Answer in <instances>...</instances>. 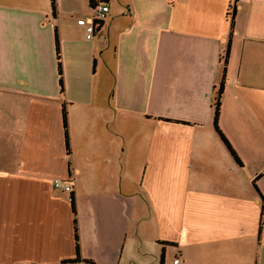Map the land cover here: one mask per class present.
<instances>
[{"label":"crops","instance_id":"0c3cea01","mask_svg":"<svg viewBox=\"0 0 264 264\" xmlns=\"http://www.w3.org/2000/svg\"><path fill=\"white\" fill-rule=\"evenodd\" d=\"M104 1L0 0V264H264V0Z\"/></svg>","mask_w":264,"mask_h":264},{"label":"built area","instance_id":"2783aa9c","mask_svg":"<svg viewBox=\"0 0 264 264\" xmlns=\"http://www.w3.org/2000/svg\"><path fill=\"white\" fill-rule=\"evenodd\" d=\"M109 13V6L107 4H100L93 8V16L90 19H80L78 25L83 27L87 34V39L92 40L95 37L98 24L106 20L107 14ZM53 187L57 192L70 193L72 187L63 179H54ZM178 260L174 264H178Z\"/></svg>","mask_w":264,"mask_h":264},{"label":"trees","instance_id":"16d2710c","mask_svg":"<svg viewBox=\"0 0 264 264\" xmlns=\"http://www.w3.org/2000/svg\"><path fill=\"white\" fill-rule=\"evenodd\" d=\"M101 1L104 4H108L104 0H101ZM235 7L236 6H233V8L231 10V13H230L231 28L232 29H234V17H235V14H236V8ZM102 24H103V22L100 23V24H98V26L100 27V26H102ZM56 50H57V59L59 61L58 65H59V74H60V84H61V89L63 91L62 67H61V64H60V43H59V36H58V34H56ZM229 52H230V41H229L228 47L226 49V57H225V60H224L225 67H226V64H227ZM223 91H224V78H223V82L221 83V85L219 87V90L217 92V96H216V99H215V105H214L215 106L216 130L219 132V134H220V136L222 138H224V136H223V134L221 133V131L217 127V121H218V117H219V109H220V105H221V99H222ZM63 117H64V128H65L66 141H67V146H68V143H69V135H68V124H67V117H66V112L65 111H64ZM73 212L75 213V210L74 209H73ZM76 224L77 223H76V220H75V225ZM76 229H77V225H76ZM76 240H77V243H78V237H76ZM77 258H79V247H78V245H77Z\"/></svg>","mask_w":264,"mask_h":264},{"label":"rangeland","instance_id":"374dc122","mask_svg":"<svg viewBox=\"0 0 264 264\" xmlns=\"http://www.w3.org/2000/svg\"><path fill=\"white\" fill-rule=\"evenodd\" d=\"M230 14V13H229Z\"/></svg>","mask_w":264,"mask_h":264}]
</instances>
